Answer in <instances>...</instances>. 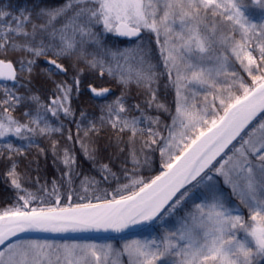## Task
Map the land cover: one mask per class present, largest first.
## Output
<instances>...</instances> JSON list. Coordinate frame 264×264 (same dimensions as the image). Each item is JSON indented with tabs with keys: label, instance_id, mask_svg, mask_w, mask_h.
I'll return each mask as SVG.
<instances>
[{
	"label": "snow or ice",
	"instance_id": "1",
	"mask_svg": "<svg viewBox=\"0 0 264 264\" xmlns=\"http://www.w3.org/2000/svg\"><path fill=\"white\" fill-rule=\"evenodd\" d=\"M251 7L259 9L258 19L250 14ZM0 21V55L19 50L32 56L27 66L20 61L22 72H31L35 58L49 54L54 57L48 60L53 68L46 71L50 75L65 72L57 60L83 57L92 45L90 66L98 67L101 75L107 71L125 86L134 82L147 89L152 94L151 106L156 99L152 88L156 72L149 50L138 45L112 51L102 40L106 33L130 38L148 30L156 35L177 97L174 112L157 104L169 114L166 135L152 126L161 124L159 116L141 113L150 122L145 129L139 117L120 115L126 111L122 99L108 106L113 128L129 130L133 138L138 133L147 135L143 148L159 153V174L150 179L139 177L140 161L132 151L133 169L125 170L127 182L121 183L118 195L110 200L75 207H29L39 198L31 192L20 195L22 207L0 211V264H108L111 245L40 242L20 239V234L122 232L130 225L163 221L186 200L191 201V211L174 229L159 240H134L125 245L128 264H264V0H65L61 6L35 13L21 9L18 16L0 9ZM17 37L22 39L17 41ZM107 56L111 59L106 61ZM0 80L18 83L13 63L0 59ZM74 84L79 90V79ZM57 88L62 95L53 100L56 107L46 111L55 116L62 109L65 116H71L64 102L73 86L58 84ZM90 91L103 96L108 90L90 87ZM11 101L19 103L20 97L6 91L0 100L8 106L5 112L14 110ZM24 116L28 123L11 115L3 117L0 138L12 135L24 140L29 138L27 133L38 130L43 135L53 130L39 113L30 116L25 112ZM81 146L91 156L89 146ZM5 147L10 153L21 151L10 143ZM63 162L66 166L74 163L67 150ZM102 170L105 179L110 174L119 180L107 165ZM7 175L21 189L15 162ZM224 187L238 204L225 194ZM55 203H60L58 194ZM241 206L247 209V220Z\"/></svg>",
	"mask_w": 264,
	"mask_h": 264
},
{
	"label": "trees",
	"instance_id": "2",
	"mask_svg": "<svg viewBox=\"0 0 264 264\" xmlns=\"http://www.w3.org/2000/svg\"><path fill=\"white\" fill-rule=\"evenodd\" d=\"M64 2L65 0L60 2L57 0H0V9L18 16L21 9L35 13L41 8L51 9L61 6ZM248 2L250 3V0ZM249 11L254 19L259 18L260 11L258 8L251 7ZM7 19L5 17V20ZM143 31L144 36L139 43H127L116 39L112 33L102 34V40L106 48L112 51H122L123 46L128 48L129 45L135 47L139 45L149 50L150 62L155 66L154 71L156 72L155 83L152 85L156 99L152 101L151 106H149V101L152 99V94L147 89L137 87L134 82L125 86L119 82L118 78L109 76L107 71L101 75L98 67H91L89 61L93 59V56L90 53L94 51H88V55L78 60L76 65L72 64L73 62L68 56L59 58L57 62L66 69L65 75L59 71L50 75L46 71L53 67L44 64L43 59H53L51 54L48 57L35 58V63L31 65V72L27 70L22 72L20 65V61L23 60L27 66V60L32 59L30 54L19 50H9L6 55H0V59L14 63L18 73V83L0 82V100L4 98L6 91L20 97L19 103L11 101L14 110L9 112L4 111L8 107L7 105L0 104V120L11 115L21 123H28V119L24 116L25 112L29 113L30 116H36L39 113L45 117L48 127L53 129L43 135L38 130L36 134L27 133L29 138L24 140L12 135L0 138V211L10 207H22L23 201L19 200V196H27L28 192L39 198L31 201L29 207H75L78 203H98L105 199L110 200L113 195H118L117 189L121 183L127 182L123 175L125 170L131 172L133 169L130 158L132 151L137 153L140 161L136 168L139 177L150 179L159 174L162 170L159 153L143 148L147 135L141 136L138 133L133 138L131 131L120 132L118 128H113L109 122L108 106H115V101L122 99L126 111L120 113L121 116L129 119L139 117L142 121L140 127L145 129L150 122L145 121L141 113L153 118L159 116L161 124L152 126L159 128L161 133L166 135L164 125L170 123L169 114L158 109L157 104H163L174 112L177 99L176 89L164 68L163 59L160 56V45H156V37L148 30ZM16 39L19 41L22 38L17 37ZM236 67L239 68L238 63ZM76 79L80 81L79 90L74 84ZM58 84L73 86L68 100V106L72 110L71 116H65L62 109L55 116L52 115L51 111H46L49 107L55 108L56 105L53 104V100L62 95L57 88ZM89 86L96 89H112L113 94L105 100H96L87 91ZM34 96L39 97V100H33L32 97ZM196 99L202 102L203 98L198 96ZM137 105H139V109H137ZM111 119H115V117L113 116ZM31 126L35 127V125ZM40 127H44V121H41ZM55 129H59V131ZM86 131L87 135H85ZM8 143L12 144L13 148H20L21 151L10 153L5 147ZM82 143L89 146L91 156L85 153L81 146ZM156 147V145H152L153 149ZM65 150L69 152L71 157H74V163H71L70 166H66L63 162ZM9 156L11 159H8ZM13 162L16 164V173L19 176L22 190L15 188L11 183V178L7 175V171ZM102 165H107L111 172L119 177V180L110 174L105 179L106 174L102 170ZM53 182H55L56 194H53ZM85 188L88 190L85 191ZM224 192L233 203H239L231 196L229 188L224 187ZM57 194L60 197L59 205L55 203ZM97 197L100 198L99 201ZM241 209L247 220V209H243V206ZM188 211H191L190 200L182 202L173 215L166 217L163 221L157 220L136 233L115 238L25 240L47 241L57 244L95 243L96 245H111L113 251L108 264H128L129 256L124 252L126 244L134 240H159L167 234L169 229H174L177 221L184 217Z\"/></svg>",
	"mask_w": 264,
	"mask_h": 264
},
{
	"label": "water",
	"instance_id": "3",
	"mask_svg": "<svg viewBox=\"0 0 264 264\" xmlns=\"http://www.w3.org/2000/svg\"><path fill=\"white\" fill-rule=\"evenodd\" d=\"M57 1H62V0H57ZM113 36L116 39H119V40L135 41V40H138L139 38H141L143 36V31L141 32V36L140 37H130V38L129 37H120V36H117L115 34H113ZM48 60L49 59H45L44 62L46 64L50 65L48 63ZM5 62H7V61H5ZM13 67H14V65H13ZM14 70H16L15 67H14ZM60 73L63 74V75H65L66 74V71L65 72H60ZM0 82H14V81H11V80H9V81L0 80ZM90 87H93V86L87 87V91L96 100H105L110 95L113 94V90L112 89H107L108 91H107V93L105 95H103V96H96V95H94L90 91ZM97 90L99 91L101 89H97ZM181 191H183V189H181ZM177 196H179V193H177ZM154 222L155 221L150 222V223L149 222H145L143 224H138V225H130L127 229H125L122 232H114V231H111V230L104 231L103 229H101L99 231H97L95 229H91V230H87V231H77V232H71L70 231V232H65V233L31 231V232H28V233H22V234H20V239L77 240V239L115 238V237H120V236L127 235V234L136 233L140 229H142V228H144L146 226H149V225L153 224Z\"/></svg>",
	"mask_w": 264,
	"mask_h": 264
},
{
	"label": "rangeland",
	"instance_id": "4",
	"mask_svg": "<svg viewBox=\"0 0 264 264\" xmlns=\"http://www.w3.org/2000/svg\"><path fill=\"white\" fill-rule=\"evenodd\" d=\"M152 33V32H151ZM154 34V33H153ZM154 36L156 37V35L154 34ZM160 39H161V41H163V36H161L160 37ZM156 45H159V44H157V41H156ZM135 48H137V47H133V48H131V49H135ZM126 49H128V48H126ZM88 51L89 52H93L94 51V46H92V45H89V46H87V49H86V52H85V54H84V56L83 57H78V56H68L69 57V59H71L72 60V64L73 65H76V63H77V61L78 60H81V59H83L84 57H86V55H88ZM124 51V50H123ZM100 56H103V53H100L99 54ZM99 58V57H98ZM105 58V60H110L111 59V57L110 56H107V57H104ZM69 100V99H68ZM65 101L64 103L66 104V105H68V102L69 101ZM50 243H53V242H50ZM89 244H95V243H89Z\"/></svg>",
	"mask_w": 264,
	"mask_h": 264
},
{
	"label": "flooded vegetation",
	"instance_id": "5",
	"mask_svg": "<svg viewBox=\"0 0 264 264\" xmlns=\"http://www.w3.org/2000/svg\"><path fill=\"white\" fill-rule=\"evenodd\" d=\"M58 2H60V1H58ZM143 36H144V31H143ZM143 36H142L141 38H139L138 40H135V41H125V42H127V43H139V42L143 39ZM130 47L133 48V47H135V46H133V45H129L128 48H130ZM125 48H127V47H126V46H123V47H122V51L125 50ZM45 59H51V58H44V59H43V63H44V64H46V63L44 62ZM7 62H11V61H7ZM11 63H12V62H11ZM57 63H58V62H57ZM13 65H14V63H13ZM46 65H48V64H46ZM49 66H51V65H49ZM14 67H15V65H14ZM52 67H53V66H52ZM15 69H16V67H15ZM16 71H17V69H16ZM17 76H18V73H17Z\"/></svg>",
	"mask_w": 264,
	"mask_h": 264
}]
</instances>
